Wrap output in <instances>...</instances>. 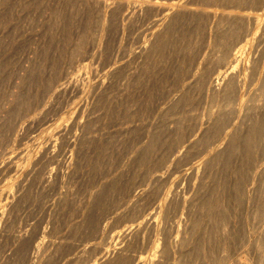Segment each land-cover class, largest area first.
I'll list each match as a JSON object with an SVG mask.
<instances>
[{
	"label": "rangeland",
	"instance_id": "obj_1",
	"mask_svg": "<svg viewBox=\"0 0 264 264\" xmlns=\"http://www.w3.org/2000/svg\"><path fill=\"white\" fill-rule=\"evenodd\" d=\"M85 1L0 0V264H93L106 248L115 252L132 244L128 253L139 264H148L155 250L160 264H259L256 237H264V126L260 136L254 133L253 142L248 141L254 135L246 127L237 131L230 148L221 141L225 153L213 167L200 162L224 139L225 131L248 124L257 113L251 107L264 105V95L259 99L264 27L258 29L251 21L246 26L250 32L244 31L240 42L233 44L231 60L241 47L249 54H238V62L232 64L242 75L241 89L233 94L238 99H229L232 95L222 99L207 88L216 86V68L231 66L215 64L226 49L216 51L211 35L215 20L223 12L235 11L236 3L191 0L192 12L167 22L162 31L169 23L170 30L160 46L144 55L154 19L168 11L154 16L144 11L148 0H132L121 10L124 13L112 14L111 8L105 11L100 6L101 0ZM155 1L171 12L177 0ZM238 7L248 8L244 13L252 15L262 13L264 4L259 9L249 4ZM203 8L218 18L202 13ZM126 12L135 17H125ZM77 39L84 44L81 52L76 51ZM250 61L258 63L257 69ZM208 68L214 74L204 87L196 78ZM105 69L120 71L107 75ZM220 106L226 110L224 125L232 126L215 134L218 129L211 127ZM207 129L212 132L202 137ZM187 201L193 205L190 209ZM142 218L145 224L137 233L135 226ZM217 224L225 230L216 229ZM127 229L126 237L124 233L116 239L115 234ZM185 230H191L194 239L179 250L176 245ZM163 238L175 252L169 259L161 256Z\"/></svg>",
	"mask_w": 264,
	"mask_h": 264
},
{
	"label": "bare ground",
	"instance_id": "obj_2",
	"mask_svg": "<svg viewBox=\"0 0 264 264\" xmlns=\"http://www.w3.org/2000/svg\"><path fill=\"white\" fill-rule=\"evenodd\" d=\"M28 1V0H27ZM42 1H44V0H42ZM54 1H61V0H54ZM79 1V0H78ZM84 1V0H83ZM88 1V2H87ZM89 1L90 0H86L85 2L86 3H89ZM110 1V0H109ZM173 1V0H172ZM203 1H207V0H203ZM202 1V2H203ZM225 2H227L228 4L230 3V4H233V3H236V4H234V6L236 5L237 6V8L235 9V11L233 10V9H231L232 8V6L233 5H230L231 6V8H230V6H229V8L231 9V12L229 11H226V12H228V13H225V12H223L222 13V15L218 18V14L216 13V12H212V11H208L206 8H203L201 11H202V13H205L206 15H208L209 17H211V18H218L217 20H215L216 22V25H215V32H214V34L215 35H213V33H212V40H213V38H214V42L213 41H211L212 43H213V45H214V47L216 48H218V49H221V48H225L226 50H224L225 51V53H223L222 55H220V56H218L217 58H216V65L218 66H220V65H222L223 66V64H225V66L227 65V64H229L230 63V68H226L225 70H223L222 71V69L220 70V71H216V69L214 70L215 71V73H217L216 75L217 76H213V72L214 71H212V74H211V69H203L198 75H199V77H197L196 79H198L197 80V82L198 83H201L204 87H206L207 86V84L209 83V81H212V79H211V77L213 76V81L215 82V84H216V86L214 85V86H212V82H210V86H208V90H210V91H212V94L211 95H213L214 97H216V98H218V97H222V99H223V97L225 98H229L231 95V97L229 98V99H231V98H237V97H235L236 95H237V93L236 92H238L237 90L238 89H241V88H239V85H240V82H241V80H240V77L242 76H240V73H237V72H235V67H238V66H235V67H233L232 66V64L234 65L236 62H238V60H239V56H238V54L240 55V54H243V55H246V54H249L248 52H245V47H241V48H239L238 50H237V52H236V54H235V56H236V58L235 59H232L231 60V56H232V58H233V55H234V53H235V51L233 52V55H232V50L233 49H235V48H232V47H236V46H233V44H238L240 41H239V39L241 38H243L242 36H243V32L245 31V33H247V31L248 32H250L249 30H248V28L246 27L247 25L249 26V24L251 23V21H254V24H256V28H258V29H261L262 27H264V7H262L263 6V4H264V0H224ZM77 2V1H76ZM98 2V1H97ZM96 2V3H97ZM158 1H155V0H148V1H146V3H144L145 4V10L144 11H147V12H149V13H153V14H155L154 16H160V15H162L163 13H166V11H168L166 14H164L163 15V17L162 16H160L159 18H157V19H154L155 21H154V24H153V31L149 34V36L145 39V43H144V47H143V54L145 55V54H148V53H150L151 51H152V49H155L156 47H159L160 46V41L162 40L161 38L163 37V35H166L168 32H169V30H170V23L174 20V19H178V17L180 18V16H184V15H186L187 13H191L192 12V10H191V8L189 9V5L191 4V0H177L176 2L174 1V3L173 4H171L172 5V11L171 12H169L170 10L168 9V8H165L164 6H160V5H158V3H157ZM80 3H81V1H80ZM84 3V2H83ZM102 3V4H101ZM101 3H100V6L102 7V8H104V10L105 9H107V8H111V11H110V13H115V12H117V11H119V12H122V13H124V11H121V10H124V8L127 6V5H129L130 6V4H133V1L132 0H130V1H125V0H111V2H108V0H103V2H102V0H101ZM140 3V2H139ZM78 4V3H77ZM143 4V3H142ZM245 4V6H246V4H249V6H257V8L260 6V7H262L261 9H259V12L260 11H263L262 13H255L254 11V14H252L251 15V13H247V12H245L244 13V11H243V9L244 10H248V8L247 9H245V8H243V9H241V8H239L238 6H243ZM3 5V4H2ZM163 5V4H162ZM170 6V5H169ZM247 7H248V5H247ZM101 9V8H100ZM129 9V8H128ZM127 9V10H128ZM130 9H132V8H130ZM141 10H142V8H141ZM233 10V11H232ZM254 10V9H253ZM103 11V10H102ZM101 11V12H102ZM106 11V10H105ZM249 11V10H248ZM130 12L131 13H133L131 10H130ZM106 13V12H105ZM109 13V14H110ZM127 13V12H126ZM130 13V14H131ZM102 14H104V12L102 13ZM129 13H127V14H123L125 17H128L129 15H130ZM138 14V13H137ZM136 14V15H137ZM106 15V14H105ZM118 15V14H117ZM116 16V15H115ZM134 16V15H133ZM133 16H129V18H132ZM112 17V16H111ZM124 17V18H125ZM135 17V16H134ZM122 18V17H121ZM105 19V18H104ZM127 19V18H126ZM124 20V19H123ZM132 20V19H131ZM126 21V20H125ZM170 21V23H169V25L167 26V28L164 30V31H162V28L167 24V22H169ZM128 22H130V21H128ZM132 22V21H131ZM253 24V23H252ZM253 24V25H254ZM251 27V26H250ZM214 28V27H213ZM212 28V29H213ZM252 28V27H251ZM253 29H254V26H253ZM80 33V32H79ZM244 33V35H246ZM242 34V35H241ZM80 35V38L82 37L81 36V34H79ZM241 35V36H240ZM78 37V36H77ZM240 37V38H239ZM79 38V39H80ZM93 38V37H92ZM91 38V39H92ZM209 38H210V36H209ZM82 39V38H81ZM80 39V40H81ZM240 39V40H241ZM76 40V39H75ZM80 40L78 41V39H77V42H76V51H79V52H81L84 48V44H83V42H80ZM82 40H84V39H82ZM238 41V42H237ZM233 42H236V43H233ZM91 43H93V40L91 41ZM212 43H211V45H212ZM94 44V43H93ZM73 45V46H74ZM215 49L216 51H218V49ZM86 49V48H85ZM220 51V50H219ZM218 51V52H219ZM84 52H86V54H87V50L86 51H84ZM78 53V52H77ZM89 53V52H88ZM85 54V55H86ZM82 55V54H81ZM84 55V56H85ZM79 56V55H78ZM247 56V55H246ZM74 57V56H73ZM212 57H214V55L212 56ZM246 58H248V59H250L249 57H246ZM212 60H213V58H212ZM247 62H249V61H247ZM250 63H253V65H254V67H253V65H252V67H253V70H255V69H257L256 67H257V65H258V63L257 62H255V63H257V65H256V67H255V63L254 62H251L250 61ZM249 63V64H250ZM25 64V63H24ZM26 64H30V63H26ZM116 64V63H115ZM214 64V65H215ZM240 64V63H239ZM88 65V64H87ZM87 65L85 66V68H87ZM236 65V64H235ZM247 66H248V64H246ZM119 66V65H118ZM218 66V68H221V67H219ZM224 66V67H225ZM120 67V66H119ZM216 66H214V68H215ZM224 67H223V69H224ZM249 67V66H248ZM247 67V68H248ZM82 68H84V66L82 67ZM112 68H114V67H112ZM116 68V67H115ZM122 68V70H123V68L124 67H121ZM24 69V68H23ZM107 69V68H106ZM105 69V70H106ZM119 69V68H118ZM118 69H116L117 71H120V70H118ZM249 69V68H248ZM115 69L114 70H112L111 71V69L110 70H106L105 72H106V74L107 75H110V74H112V73H115L114 71H116ZM121 70V71H122ZM198 70H200V68L198 69ZM213 70V69H212ZM23 71V70H22ZM25 71V70H24ZM103 74H105V73H103ZM244 76H246L247 75V69L244 67V73H242ZM22 75V74H21ZM264 75V74H263ZM60 76V75H59ZM59 76L57 77V78H59ZM106 76V75H105ZM22 77V76H21ZM61 78V77H60ZM110 78H112V77H110ZM194 79V78H193ZM261 79V82H262V86H260V87H262L261 88V90H262V93H261V95H260V97H259V99L261 98V96H263L264 95V76L262 77V78H260ZM55 80V79H54ZM52 81L53 82V84L55 85V81ZM55 82V83H54ZM195 84V83H194ZM188 85V84H187ZM61 87H62V85H60ZM185 87V86H184ZM241 87V86H240ZM259 87V88H260ZM50 88V87H49ZM189 88V87H188ZM60 89V88H59ZM65 89V88H64ZM189 89H191V88H189ZM56 91V90H55ZM258 92H260V91H258ZM13 93V92H12ZM58 93H59V90H58ZM235 93H236V95H235ZM210 94V93H209ZM233 94L235 95L234 97H233ZM184 95H186V94H184ZM13 96V95H12ZM11 96V97H12ZM179 96V95H178ZM239 96V95H238ZM13 98V97H12ZM11 98V99H12ZM213 98V97H212ZM214 99V98H213ZM238 99V98H237ZM236 99V100H237ZM225 100H227V99H225ZM224 100V101H225ZM235 100V101H236ZM261 100H264V99H261ZM216 101V100H215ZM255 101V100H254ZM233 102H234V100H233ZM258 102V101H257ZM261 102V101H260ZM263 102V101H262ZM28 103V102H27ZM227 103V102H226ZM254 103V102H253ZM255 103H256V101H255ZM264 103V102H263ZM262 103V104H263ZM26 104V103H25ZM225 104V103H224ZM228 104V103H227ZM258 104H260V103H257V105H254L253 107H251V112L252 111H254V109L256 110V114L255 115H253L254 117H252L250 120H249V122H248V124H242L241 125V123H240V125L241 126H234V128L231 130V131H228V132H224L225 134V136H224V139H221V140H218V142L217 143H219V144H217V145H215V147L212 149V153L210 154V155H208L209 157L207 158H205V159H201V161L202 162H200L202 165H205V167H208V166H214V164L215 163H217L218 161L220 162V158H222V157H220L221 155H222V153H225V152H223V150H224V148L225 147H223V146H225V144H223V143H220L221 141H225V143L227 142V144H226V146H227V148H230V146L232 145V140L233 139H235L236 138V135H237V131L239 130V129H241V128H244V127H246V128H248V130L250 129L251 131H252V133H249V134H253L254 136H250V137H248V141H249V139L252 141V137H255V134L254 133H256V136H258L259 135V130H260V128H262V126H264V124H263V120H262V118L264 117V113H261V114H259L258 113V111H260V109H264V105L263 106H259ZM26 105H28V104H26ZM29 106V105H28ZM27 106V107H28ZM223 106V105H222ZM250 106H252V105H249L248 106V109L250 108ZM221 107V106H220ZM232 107V106H231ZM230 107V108H231ZM227 108V107H226ZM229 108V109H230ZM233 108V107H232ZM8 109V108H7ZM176 109V108H175ZM220 109H222V107L220 108ZM262 109V110H263ZM10 110V109H9ZM224 110H225V108H224ZM247 110V109H246ZM261 110V111H262ZM10 111H12V110H10ZM221 111V110H220ZM219 111V114H218V116L216 117V119L213 121V123H212V127L211 128H213V127H215L216 129H214V130H216L217 131V129H218V132H216L215 134H219V132L221 131V129H222V127L224 126L225 127V125H227L228 126V128H229V125L230 124H232V123H230L229 121L230 120H225V122L227 121V122H229L230 124L228 125L227 123L224 125V119L226 118V117H224L225 115H226V113H225V111H223V109H222V111L220 112ZM229 112H230V110H228ZM5 112V111H4ZM3 112V113H4ZM223 112V113H222ZM229 112H227V115L229 114ZM224 113H225V115H224ZM250 113V112H249ZM8 114H10V113H8ZM7 114V115H8ZM11 114H13V112H11ZM164 114V113H163ZM173 114V113H172ZM4 115H6V113H4ZM18 115H20V113L18 114ZM18 115L16 116V117H18ZM165 115V114H164ZM214 115V114H213ZM212 115V116H213ZM246 115V114H245ZM247 115H250V114H247ZM8 116H10V115H8ZM12 116V117H11ZM9 118L11 119V118H13V115H11ZM169 116H171V115H169ZM168 116V117H169ZM251 116V115H250ZM250 116H249V118H250ZM16 117H14V118H16ZM210 117H211V115H210ZM214 117V116H213ZM222 117H224V119L222 118ZM246 117V116H245ZM5 118V117H4ZM168 119V118H167ZM228 119H230V117L228 118ZM5 120V119H4ZM15 120V119H14ZM6 121V120H5ZM8 121V120H7ZM10 122H11V120H9ZM8 121V122H9ZM16 121H17V119H16ZM16 121H14V122H16ZM13 122V123H14ZM242 122V121H241ZM244 122V121H243ZM163 123V122H162ZM179 123V122H178ZM244 123H246V122H244ZM177 124V123H176ZM211 125V124H210ZM209 125V126H210ZM214 125V126H213ZM234 125V124H233ZM164 126H165V124H164ZM227 126L225 127V128H227ZM232 125H230V127H231ZM12 128V127H11ZM11 128L9 129V130H11ZM200 128V127H199ZM203 128V127H202ZM208 128V127H207ZM210 128V129H211ZM227 128V129H228ZM246 128H244V129H246ZM210 129H207L206 130V132H204L205 133V135L203 134V136H202V134L200 133V136H202V137H205L206 138V134H207V132H208V130H210ZM12 130H14V128H12ZM200 130V129H199ZM224 130H226V129H224ZM242 130V129H241ZM158 131H159V129H158ZM201 131V130H200ZM210 132H212L211 130H210ZM203 133V132H202ZM246 133H247V131H246ZM258 133V134H257ZM180 134V133H179ZM183 134V133H182ZM189 134V133H188ZM195 134V133H194ZM209 134H212V133H209ZM239 134H241V133H239ZM238 134V136H240ZM133 135V134H132ZM131 135V136H132ZM181 135V134H180ZM197 135V134H196ZM198 135H199V132H198ZM222 135V134H221ZM220 135V136H221ZM243 135V134H242ZM244 135H245V137L247 138V136H249V135H246L245 133H244ZM190 136V135H189ZM200 136H198V138L200 137ZM214 136V135H213ZM260 136V135H259ZM195 137H197V136H195ZM195 137H193V139L195 138ZM235 137V138H234ZM241 137V136H240ZM243 137L244 136H242V139H243ZM264 137V136H263ZM190 139H191V137H189ZM201 138V137H200ZM200 138L199 139H197L196 140V142H200ZM204 138V139H205ZM215 138V137H214ZM216 138H218V135H217V137ZM196 139V138H195ZM204 139H201V140H204ZM219 139V138H218ZM263 139V138H262ZM65 140H67L68 141V139L66 138ZM64 140V141H65ZM150 140V139H149ZM213 140V139H212ZM217 140V139H216ZM239 140V139H238ZM257 140H259L258 138H257ZM260 140H261V138H260ZM67 141H65V142H63V143H65V145H67ZM76 141V140H75ZM189 141V140H188ZM194 141V140H193ZM240 141H241V139H240ZM246 141V140H245ZM254 141V140H253ZM252 141V142H253ZM74 142V141H73ZM196 142H193V143H196ZM203 142V141H202ZM243 141H241V143H242ZM259 142V141H258ZM257 142V143H258ZM263 142V141H262ZM214 143V142H213ZM237 143V142H236ZM244 143H246V142H244ZM244 143L242 144V145H240L241 147L244 145ZM248 143V142H247ZM251 143V142H250ZM256 143V144H257ZM260 143V142H259ZM74 144V143H73ZM75 144H76V142H75ZM148 144V143H147ZM178 144V143H177ZM182 144H184V142L182 143ZM182 144H180V145H182ZM197 144V143H196ZM203 144V143H202ZM64 145V144H63ZM64 145V146H65ZM192 145V144H191ZM246 145V144H245ZM250 145V144H249ZM251 145H253V144H251ZM250 145V146H251ZM254 145H255V143H254ZM259 145V144H258ZM59 146V145H58ZM67 146H70V145H67ZM66 146V148H68ZM202 146V145H201ZM247 146V145H246ZM245 146V147H246ZM71 147V146H70ZM69 147V148H70ZM73 147V146H72ZM158 147V146H157ZM194 147V146H193ZM239 147V146H238ZM240 147V148H241ZM245 147H244V150H245ZM262 147V146H261ZM260 147V148H261ZM59 148H61V147H59ZM77 148V147H76ZM258 148V147H257ZM232 149V148H231ZM236 149V148H235ZM239 148H237V150H238ZM241 149H243V147L241 148ZM247 149H249V146H247V148H246V150ZM60 150V149H59ZM68 150V149H67ZM72 151H73V149H71ZM103 150V149H102ZM211 150V149H210ZM251 150H252V148H251ZM255 150V149H254ZM253 150V151H254ZM61 152H62V150H60ZM59 151V152H60ZM238 151H240V150H238ZM250 151V150H249ZM263 151V150H262ZM68 152V151H67ZM70 152V151H69ZM181 152V151H180ZM234 153V152H233ZM248 153H250V152H248ZM65 154H67V153H65ZM71 153H69V156H71L70 155ZM73 154V153H72ZM209 154V153H208ZM60 155V154H59ZM241 157H243L244 155L241 153ZM72 156H74V155H72ZM249 156V155H248ZM220 157V158H219ZM26 159H30L29 157H25ZM70 158V157H69ZM73 158V157H72ZM71 158V159H72ZM166 158V157H165ZM248 158V157H247ZM185 159V158H184ZM223 159V158H222ZM244 159V158H243ZM246 159H244V161H245ZM149 161V160H148ZM251 161V160H250ZM134 162V161H133ZM218 162V163H219ZM146 163H147V161H146ZM221 163H222V161H221ZM254 163V162H253ZM155 164V163H154ZM226 164V163H225ZM255 164V163H254ZM152 165V164H151ZM200 165V164H199ZM224 165V164H223ZM234 166V165H233ZM249 166V165H248ZM150 167V166H149ZM202 167V166H201ZM257 167V166H256ZM196 168V167H195ZM218 168H219V166H218ZM229 168V167H228ZM242 168V167H241ZM253 168V167H252ZM197 170H200V168L198 167V168H196ZM210 169V168H209ZM213 169V168H212ZM222 169V168H221ZM247 169V168H246ZM261 169V168H260ZM192 171H194L193 169H191ZM196 170V171H197ZM206 170V169H205ZM239 170V169H238ZM191 171V172H192ZM207 171V170H206ZM205 172V171H204ZM215 172V171H214ZM213 172V173H214ZM220 172V171H219ZM189 174V173H188ZM203 174H205V173H203ZM203 174H202V176H203ZM248 174V173H247ZM192 175V174H191ZM232 175V174H231ZM213 176V175H212ZM236 176V175H235ZM238 177H239V175H238ZM206 178V177H205ZM244 178V177H243ZM204 179V178H203ZM212 179H213V177H212ZM252 180V179H251ZM263 181V180H262ZM204 182V181H203ZM213 182V181H212ZM224 182V181H223ZM220 183V182H219ZM238 183V182H237ZM241 183V182H240ZM233 184V183H232ZM242 184V183H241ZM240 184V185H241ZM123 185V184H122ZM206 185H207V183H206ZM209 185V184H208ZM218 185V184H217ZM238 185V184H237ZM237 185H235V186H237ZM210 188V187H209ZM202 189H203V186H202ZM205 189V188H204ZM239 189V188H238ZM241 189H243V188H241ZM207 190V189H206ZM236 190H237V188H236ZM203 191V190H202ZM211 190H209V192H210ZM218 191V190H217ZM251 191V190H250ZM258 191V190H257ZM99 192V191H98ZM198 192H199V190H198ZM212 192V191H211ZM241 191L239 190V193H240ZM261 192V191H260ZM212 194V193H211ZM145 195V194H144ZM171 195V194H170ZM173 195V194H172ZM251 195V194H250ZM259 195H260V193H259ZM200 196V195H199ZM14 197V196H13ZM150 197V196H149ZM165 197V196H164ZM169 197V196H168ZM197 197V196H196ZM250 197V196H249ZM260 197V196H259ZM151 198V197H150ZM198 198V197H197ZM18 199V198H17ZM20 199V198H19ZM96 199V198H95ZM168 199V198H167ZM192 199V198H191ZM201 199V198H200ZM205 199V198H204ZM254 199V198H253ZM21 200V199H20ZM20 200H18V204H19V201ZM143 200H144V198H143ZM176 200V199H175ZM174 200V198H173V201H175ZM195 199H192V200H190V201H194ZM222 200V199H221ZM250 200V199H249ZM248 200V201H249ZM165 202H166V199L164 200ZM189 201V202H190ZM196 201V200H195ZM194 201V202H195ZM206 201V204L204 205V206H207V200H205ZM216 201V200H215ZM220 201V200H219ZM252 201V200H251ZM15 202V201H14ZM21 202V201H20ZM164 202V203H165ZM183 202H186V201H183ZM12 203H13V201H12ZM11 203V204H12ZM15 203H17V202H15ZM168 203V202H167ZM177 203V202H176ZM187 203H188V201H187ZM219 203V202H218ZM217 203V204H218ZM222 203V202H221ZM256 203V202H255ZM17 204V205H18ZM159 204H161V202L159 203ZM170 203H168L167 204V206L169 205ZM185 204V203H184ZM189 205L191 204V203H188ZM195 204V203H194ZM201 204V203H200ZM204 204V203H203ZM202 204V205H203ZM225 204V203H224ZM250 204V203H249ZM13 205V206H12ZM11 205V207H13L12 209H14V204H12ZM165 205V204H164ZM171 205H172V203H171ZM170 205V206H171ZM178 205V204H177ZM192 205V204H191ZM191 205L190 206H188V208L189 207H191ZM198 205V204H197ZM209 205V204H208ZM221 205V204H220ZM195 206V205H194ZM212 206V205H211ZM216 206V205H215ZM263 206V205H262ZM159 207V206H158ZM180 207H181V205H180ZM192 207H193V205H192ZM216 207H219V206H216ZM220 207H222V206H220ZM256 207V206H255ZM15 208H17V207H15ZM140 208V207H139ZM160 208V207H159ZM164 208H165V206H164ZM182 208V207H181ZM186 208V207H185ZM202 208V207H201ZM207 208V207H206ZM209 208V207H208ZM137 209V208H136ZM173 209V208H172ZM190 209V208H189ZM203 209V208H202ZM261 209V208H260ZM161 210V209H160ZM182 210V209H181ZM164 212L163 213H165L166 215H168L169 216V213L167 214V212L165 211V209L163 210ZM183 211V210H182ZM263 211V210H262ZM158 212H159V210H158ZM261 212V211H260ZM260 212H258L259 213V215H260ZM171 213V212H170ZM257 213V214H258ZM162 214V213H161ZM182 214H184L183 212H182ZM209 214V213H208ZM193 215V214H192ZM145 215H143V217H144ZM210 216V215H209ZM257 216V215H256ZM255 216V217H256ZM174 217V216H173ZM193 217V216H192ZM211 217V216H210ZM209 217V218H210ZM213 217V216H212ZM211 217V218H212ZM141 218V217H140ZM169 218V217H168ZM187 218V217H186ZM223 218V217H222ZM221 218V219H222ZM140 219H138V221H139ZM144 220H145V217H144ZM189 220H190V218H189ZM224 220V219H223ZM141 221V220H140ZM167 221V220H166ZM191 222H192V220H190ZM200 221V220H199ZM224 221H226V220H224ZM188 222V221H187ZM198 222V221H197ZM201 222V221H200ZM220 222V221H219ZM218 222V223H219ZM189 223V222H188ZM188 223H186L187 225H188ZM196 222H194L193 223V227H194V224H195ZM221 223H223V221L221 222ZM143 224H145V222L143 221V218H142V221L141 222H138V225H134L135 226V229H137V233H141L140 231H141V228L143 229ZM185 224V225H186ZM224 224V223H223ZM219 225V226H224V225ZM180 225V224H179ZM228 225V224H227ZM178 226V225H177ZM195 226H196V224H195ZM200 226V225H199ZM215 226V225H214ZM217 226H218V224H217ZM217 227L216 229H218V228H220V227ZM178 227H180V229L183 227H181V225L180 226H178ZM186 227L187 226H184V228L186 229ZM189 227V226H188ZM191 227V226H190ZM193 227H192V231H195V230H193ZM225 227H227L226 226V222H225ZM129 228V227H128ZM131 229H134L133 227H130ZM195 228V227H194ZM202 228V227H201ZM211 228V227H210ZM221 228H223V227H221ZM221 228H220V230H221ZM131 229H129V230H131ZM188 229V228H187ZM189 229H191V228H189ZM196 229H198V228H196ZM224 229V228H223ZM155 230V229H154ZM178 230V229H177ZM210 230V229H209ZM212 230V229H211ZM225 230V229H224ZM223 230V231H224ZM127 231H128V229L127 230H122L121 232H120V234L119 233H117V235L115 234L114 236H117V238L116 239H118V238H120L124 233H125V236H123V237H126V235H127ZM158 231V230H157ZM156 231V232H157ZM160 231V230H159ZM183 231H184V229H183ZM186 231V230H185ZM191 231V230H190ZM190 231H186L185 232V235L183 236V237H181V240L179 239V244H177L176 246L179 248V250L181 249H183L184 247H186V244L188 243V242H190V239H194V238H191L190 236H192L193 237V233L192 232H190ZM129 232V231H128ZM135 232V233H136ZM178 232V231H177ZM181 232V231H180ZM180 232H178V234H180ZM189 234H188V233ZM245 233H246V231H244ZM75 233V232H74ZM135 233L133 234V235H135ZM232 233V232H231ZM237 233V232H236ZM177 234V235H178ZM187 234H188V236H187ZM224 234V233H223ZM226 234H228V231H227V233ZM230 234V233H229ZM228 234V235H229ZM242 234V233H241ZM244 234V233H243ZM138 236H139V234H137ZM231 235V234H230ZM245 235V234H244ZM231 236H233V235H231ZM234 236H237V235H234ZM260 236V235H259ZM261 236H262V234H261ZM134 237H136V236H134ZM166 237V236H165ZM205 237V236H204ZM228 237H230V236H228ZM227 237V238H228ZM114 238V237H113ZM180 238V237H179ZM224 238H225V235H224ZM234 238V237H233ZM251 238V237H250ZM121 239V238H120ZM167 239V238H166ZM211 239V238H210ZM229 239H232L231 237L229 238ZM246 239H247V237H246ZM256 239H257V248H258V250H259V256H257V259H259V264H264V253L262 252L263 250H264V245H263V242H264V237H256ZM23 240H24V238H23ZM115 240V239H114ZM176 240V239H175ZM174 240V241H175ZM206 240V239H205ZM208 240H209V238H208ZM225 240H227V239H225ZM118 241V240H117ZM132 241V240H131ZM163 241H165L164 240V238H163ZM207 241V240H206ZM205 241V242H206ZM223 241V240H222ZM243 241V240H242ZM263 241V242H262ZM119 242V241H118ZM224 242V241H223ZM226 242V241H225ZM225 242H224V244H225ZM230 242V241H229ZM228 242V243H229ZM164 243V245H163V248H162V250L160 251L161 252V256L163 257V258H167V259H169V257L171 256V255H173V253H175L174 251H173V247H172V243H170V242H168V240H166L165 242H163ZM204 243V242H203ZM243 243V242H242ZM121 244V243H120ZM132 244V243H131ZM190 244V243H189ZM201 244V243H200ZM221 244H222V242H221ZM137 245V244H136ZM228 245V244H227ZM131 246H133V244L131 245ZM131 246L129 245V247H127V246H124V247H126V249L125 248H118L117 249V251H115V252H111L112 250H109V249H105V251L103 252H99V254H100V256L99 257H97L96 259H94V261H93V264H139V262H137V258L136 257H134V256H132V254H131V252H130V254L128 253V251H130V249H127V248H131ZM241 246V245H240ZM243 246V245H242ZM255 246V245H254ZM120 247V246H119ZM158 247H159V240H158V243H156V248L158 249ZM222 247H224V246H222ZM256 247V246H255ZM224 248H226V247H224ZM94 249H96L97 250V247H95ZM255 249V248H254ZM27 250V249H26ZM178 250V249H177ZM222 252H224L223 250H221ZM227 251V250H226ZM56 252V251H55ZM97 252V251H96ZM181 252V251H180ZM154 253H156V254H154V256L152 255V259H150L149 260V262H148V264H155L156 263V260L157 259H155L157 256V253H158V250L156 251L155 250V252ZM182 254V253H181ZM95 255V254H94ZM97 255V254H96ZM98 256V255H97ZM160 256V257H161ZM202 256V255H201ZM96 257V256H95ZM94 257V258H95ZM20 258V257H19ZM181 258H183V256L181 257ZM14 260V259H13ZM174 260V259H173ZM175 262L177 261V260H174ZM258 261V260H257ZM174 262V263H175ZM221 263H223V262H221ZM220 263V264H221ZM156 264H160V262H158V263H156ZM163 264V263H162ZM166 264V263H165Z\"/></svg>",
	"mask_w": 264,
	"mask_h": 264
}]
</instances>
